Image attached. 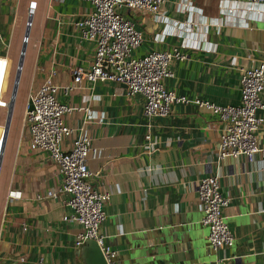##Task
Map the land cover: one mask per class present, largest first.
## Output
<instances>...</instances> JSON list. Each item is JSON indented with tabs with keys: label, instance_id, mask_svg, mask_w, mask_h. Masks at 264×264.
I'll return each mask as SVG.
<instances>
[{
	"label": "crops",
	"instance_id": "1",
	"mask_svg": "<svg viewBox=\"0 0 264 264\" xmlns=\"http://www.w3.org/2000/svg\"><path fill=\"white\" fill-rule=\"evenodd\" d=\"M29 1L34 5L18 79L23 102L18 119L9 121L0 160V264H34L38 257L44 264H94L90 243L74 244L81 225L62 217L70 212L66 195L35 198L57 187L61 174L45 150L29 144L22 118L28 94L49 70L54 71L52 81L62 84L70 81L72 66H89L95 43L81 38L73 22L91 4L0 0V97L7 65L21 43ZM187 1L190 12L178 8L179 0H163L159 10L180 24L194 20L179 33H167L169 23L141 9L118 8L141 34L130 56L170 49L183 38L184 57L170 62L172 75L162 79L164 87L189 98L237 104L240 68L255 64L264 51V21L254 11L223 15L221 0ZM236 7L244 6L237 2ZM220 19L221 24L208 23L204 29V22ZM259 96L263 106L256 114L264 116V84ZM56 98L96 115L87 119L84 109H73L63 118L74 129L82 125L90 138L86 165L91 183L109 193L99 231L117 261L150 264L148 253L164 246L178 264H264V122L256 129L260 149L253 160L242 154L218 159L222 124L214 112L194 102H176L163 116H144L143 97L126 94L125 86L112 80H83ZM4 104L1 97L0 106ZM71 136L61 140L63 147ZM213 173L221 194L229 198L224 214L233 236L231 245L216 249L207 240L196 198L198 179ZM11 189L19 190V196H7Z\"/></svg>",
	"mask_w": 264,
	"mask_h": 264
},
{
	"label": "built area",
	"instance_id": "2",
	"mask_svg": "<svg viewBox=\"0 0 264 264\" xmlns=\"http://www.w3.org/2000/svg\"><path fill=\"white\" fill-rule=\"evenodd\" d=\"M88 1L91 4L90 10L73 24L81 38L91 39L95 43L89 66H72L70 81L62 84L52 81L54 71L49 70L37 88L28 94L31 107L27 109L25 102L22 118L28 130L29 144L45 150L61 174L57 187L47 188L35 194V198L54 197L58 193H64V204L70 208V212L63 215V219L73 220L81 225L74 244L79 245L85 240L93 239L107 264H124L115 259V251L104 242L103 234L99 231V224L105 215L103 203L109 193L98 190L91 183V172L86 165V158L91 151L90 138L82 125L74 129L63 118L73 109H84L87 119L96 115L91 114L87 107L59 102L56 94L69 93L79 87L83 80L89 83L95 80H112L122 83L126 94L138 93L143 97L144 116H163L176 102H194L197 106L214 112L222 124L216 157L219 159L242 154L251 161L255 152L260 149L256 129L264 122V116L256 114V110L263 106L259 93L264 84V51L255 64L240 68V97L237 104L221 105L198 97L189 98L165 88L162 82L165 76L172 75L170 62L184 57L180 50L185 46L184 39L170 49L149 50L141 56L132 57L131 49L140 42L141 34L118 8L141 9L156 20H165V23H169L167 33H179L183 28L190 27L194 20L187 18L182 24L178 20H167L159 11L163 0ZM221 1L223 2H220L219 8L223 15L238 10H242V14L254 11L264 21V0H231L235 2L234 6L228 7L224 6V0ZM237 2L244 7H236ZM33 5V1L28 2V12ZM178 8L190 12L192 6L187 0H179ZM239 17L243 18L236 16ZM208 23L219 25L221 19L204 22V29ZM69 135H72L69 145L63 147L61 140ZM145 137L148 138L149 135L146 134ZM7 196H19V190H8ZM196 198L201 209V222L207 227V240L211 247L216 249L231 245L233 236L224 214L229 198L221 194L217 174H207L198 179ZM34 264L44 262L38 257Z\"/></svg>",
	"mask_w": 264,
	"mask_h": 264
},
{
	"label": "water",
	"instance_id": "3",
	"mask_svg": "<svg viewBox=\"0 0 264 264\" xmlns=\"http://www.w3.org/2000/svg\"><path fill=\"white\" fill-rule=\"evenodd\" d=\"M29 13L30 12H28V15H27L26 21H25V27L23 30V36H22L21 43H20L16 67H15V71H14V75H13V79H12V83H11V87H10L9 98L6 101V112H5V117H4L2 129H1V134H0V160H1V151H2V147H3V141L5 138V134L7 132L8 125H9V120H10V116H11V109H12L13 100H14V96H15V92H16V88H17V83H18V79H19L21 60H22L23 51L25 48L28 23H29V19H30ZM30 107H31L30 100L27 99L26 108L29 109ZM86 241H88L90 243V246H91V259L93 260V263L94 264H107L105 262V259L102 256L97 244L95 243V241L93 239H88ZM148 255L150 256V259H149L150 264H178L179 263V260L177 258H175L174 255L171 254V250H168V248H166L164 246H162L158 249L156 248V250H154L151 253H148Z\"/></svg>",
	"mask_w": 264,
	"mask_h": 264
},
{
	"label": "rangeland",
	"instance_id": "4",
	"mask_svg": "<svg viewBox=\"0 0 264 264\" xmlns=\"http://www.w3.org/2000/svg\"><path fill=\"white\" fill-rule=\"evenodd\" d=\"M19 48H20V46H19ZM18 53H19V49L17 47V49L14 52L12 61H9V64L7 65L6 75L4 77V81H3V85H2L3 87H2V96L1 97H2L3 101L5 102V104L0 106V132H1L4 117H5L6 101L9 98L10 87H11V83H12V79H13V75H14V71H15V67H16ZM22 102H23V98L20 95V87H18V83H17V88H16L14 100H13V105H12V109H11V116H10L9 121H15L16 119H18L20 111H21Z\"/></svg>",
	"mask_w": 264,
	"mask_h": 264
}]
</instances>
